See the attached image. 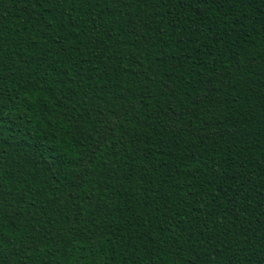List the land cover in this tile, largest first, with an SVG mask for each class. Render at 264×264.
Listing matches in <instances>:
<instances>
[{"label": "trees", "instance_id": "16d2710c", "mask_svg": "<svg viewBox=\"0 0 264 264\" xmlns=\"http://www.w3.org/2000/svg\"><path fill=\"white\" fill-rule=\"evenodd\" d=\"M0 264H264V0H0Z\"/></svg>", "mask_w": 264, "mask_h": 264}]
</instances>
